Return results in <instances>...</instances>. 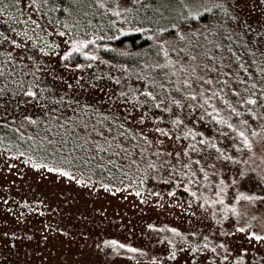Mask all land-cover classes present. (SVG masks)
Returning <instances> with one entry per match:
<instances>
[{"label":"rangeland","instance_id":"374dc122","mask_svg":"<svg viewBox=\"0 0 264 264\" xmlns=\"http://www.w3.org/2000/svg\"><path fill=\"white\" fill-rule=\"evenodd\" d=\"M19 2L21 17H35L49 31L38 26V34L47 33L41 40L28 36L30 22L21 29L26 35L0 26V49L20 67L11 77L56 76L63 85L96 92L86 104L103 116L104 126L76 115V136L102 145L114 141L117 158L127 157L142 182L104 183L0 149V264H264V141L249 138L250 149L234 162L188 150L167 123L99 84L79 85L78 68L54 73L51 64L79 42L56 33L54 45L53 28L36 5ZM234 3L252 26L263 23L260 0ZM122 8L114 2L110 12L126 31L133 26ZM29 106L21 99L15 114ZM198 165H209L203 176L195 173Z\"/></svg>","mask_w":264,"mask_h":264},{"label":"trees","instance_id":"16d2710c","mask_svg":"<svg viewBox=\"0 0 264 264\" xmlns=\"http://www.w3.org/2000/svg\"><path fill=\"white\" fill-rule=\"evenodd\" d=\"M30 1L53 28L51 43L59 41L56 33L79 42L51 64L54 73L78 68L79 85L99 84L120 102L167 123L188 150L215 160L234 162L250 149L249 138L264 141V19L252 26L234 0ZM114 2L123 5L129 30L121 31L111 17ZM22 4L3 0L0 26L18 35L30 22L28 36L43 40L40 20L21 17ZM8 53L0 49V78L7 76L0 82V149L104 183L142 182L127 157L117 158L114 141L102 145L76 136V115L104 126L103 116L86 104L96 92L33 72L26 81L13 79L10 73L20 67ZM21 99L30 106L16 115ZM207 168L198 165L195 173L203 176Z\"/></svg>","mask_w":264,"mask_h":264},{"label":"snow or ice","instance_id":"6c2138e0","mask_svg":"<svg viewBox=\"0 0 264 264\" xmlns=\"http://www.w3.org/2000/svg\"><path fill=\"white\" fill-rule=\"evenodd\" d=\"M76 51H79V49H75ZM95 57H93V59H94ZM28 95H34V93H31V92H29V93H27ZM241 135H243V133H241ZM49 171H51V169H49ZM244 199H249L248 197H244ZM174 231V230H173ZM240 231H243V229H240ZM257 239H261V237H256Z\"/></svg>","mask_w":264,"mask_h":264}]
</instances>
